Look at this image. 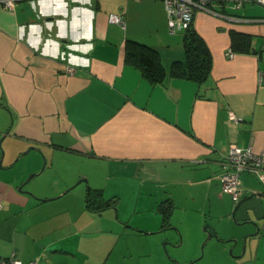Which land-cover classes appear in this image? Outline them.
I'll return each mask as SVG.
<instances>
[{
  "label": "crops",
  "instance_id": "1",
  "mask_svg": "<svg viewBox=\"0 0 264 264\" xmlns=\"http://www.w3.org/2000/svg\"><path fill=\"white\" fill-rule=\"evenodd\" d=\"M216 8L195 10L212 57L198 83L171 75L185 29L163 0L0 4V260L264 264V185L242 172L235 204L219 180L230 144L264 151V5ZM128 41L157 51L161 83L125 61Z\"/></svg>",
  "mask_w": 264,
  "mask_h": 264
},
{
  "label": "built area",
  "instance_id": "2",
  "mask_svg": "<svg viewBox=\"0 0 264 264\" xmlns=\"http://www.w3.org/2000/svg\"><path fill=\"white\" fill-rule=\"evenodd\" d=\"M18 0H0V4L6 8H12ZM217 0H163L167 12L168 27L172 31L178 23L183 29L189 27L194 20L195 10H207L216 15H220L219 9L216 8ZM256 2L264 5V0H245ZM242 2L237 3L241 6ZM112 23L123 25L124 19L114 13L108 16ZM68 72L73 68L67 67ZM259 80L264 79V71L259 72ZM229 119L233 122L239 121L233 112H229ZM249 171L255 174L262 185H264V151L255 152L250 147L239 146L235 143L229 145L227 152L221 160V172L219 180L221 190L228 194L232 201L237 204L242 198V186L240 175L242 172ZM0 264H23L13 254L9 257L2 258ZM28 264H34L30 262Z\"/></svg>",
  "mask_w": 264,
  "mask_h": 264
},
{
  "label": "trees",
  "instance_id": "3",
  "mask_svg": "<svg viewBox=\"0 0 264 264\" xmlns=\"http://www.w3.org/2000/svg\"><path fill=\"white\" fill-rule=\"evenodd\" d=\"M231 49L235 52H249L251 48V36L237 31H230ZM185 59L174 62L171 66V75L193 80L198 83L204 82L211 71L212 57L205 40L199 35L191 24L184 30L183 35ZM126 62L136 66L151 83H161L165 71L159 54L154 49L128 41L124 49Z\"/></svg>",
  "mask_w": 264,
  "mask_h": 264
},
{
  "label": "water",
  "instance_id": "4",
  "mask_svg": "<svg viewBox=\"0 0 264 264\" xmlns=\"http://www.w3.org/2000/svg\"><path fill=\"white\" fill-rule=\"evenodd\" d=\"M30 148H32V147H30ZM29 150V149H28ZM26 152H28V151H26ZM43 169V166L41 167V169H40V171ZM39 173V172H38ZM35 174V173H34ZM37 174V173H36ZM31 176L32 175H29L27 178H26V180L25 181H28L30 178H31ZM19 189H21V186L19 187ZM30 194H32L31 192H29ZM206 228V232H207V237H206V239L204 240V242H206L208 239H211L212 237H214L217 241H219V242H224V240H221L220 239V237L218 236V234H217V232L214 230V229H211V228H209L208 226L207 227H205ZM207 229H209V230H207ZM245 238H246V236L245 235H243V237H242V239H243V241H245ZM228 240H232L234 243H236L237 242V238L236 237H232V238H230V239H228ZM225 241H227V240H225ZM204 242H203V244H204ZM244 246H245V243L243 244V247H242V250L244 249Z\"/></svg>",
  "mask_w": 264,
  "mask_h": 264
},
{
  "label": "rangeland",
  "instance_id": "5",
  "mask_svg": "<svg viewBox=\"0 0 264 264\" xmlns=\"http://www.w3.org/2000/svg\"><path fill=\"white\" fill-rule=\"evenodd\" d=\"M78 185H80V184H78Z\"/></svg>",
  "mask_w": 264,
  "mask_h": 264
}]
</instances>
